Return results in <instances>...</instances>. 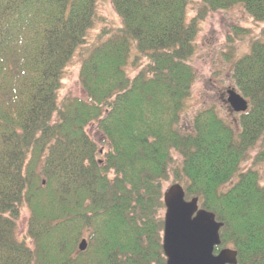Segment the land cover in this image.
Wrapping results in <instances>:
<instances>
[{
    "label": "trees",
    "instance_id": "1",
    "mask_svg": "<svg viewBox=\"0 0 264 264\" xmlns=\"http://www.w3.org/2000/svg\"><path fill=\"white\" fill-rule=\"evenodd\" d=\"M98 1L0 0V264H165L170 172L186 199L223 223L215 251L230 246L237 264H264V185L255 169L241 170L264 136V25L232 65V88L248 103L238 130L213 107L190 130L179 126L198 22L236 5L264 22V0H203L190 20L191 0H112L121 26L103 30L82 58L85 96L60 98ZM132 56L146 61L129 76ZM21 207L29 217L18 238Z\"/></svg>",
    "mask_w": 264,
    "mask_h": 264
},
{
    "label": "rangeland",
    "instance_id": "2",
    "mask_svg": "<svg viewBox=\"0 0 264 264\" xmlns=\"http://www.w3.org/2000/svg\"><path fill=\"white\" fill-rule=\"evenodd\" d=\"M202 1L191 0L189 2L186 13L187 20L199 14L203 5ZM263 25L264 22L255 21L239 5L204 14L198 22V30L194 38L195 52L191 58V64L195 69V80L179 121V126L183 130H190L196 113L207 107H213L220 117L238 130V114L228 107L226 90L233 87V62L249 51L251 40L259 37ZM119 26H121V17L114 9L112 0H99L97 17L87 32L85 42L75 50L64 66L58 97L71 95L83 98L85 96L79 82L81 60L89 49L99 41V34L103 30L115 29ZM135 61L136 63L132 56L125 66L129 76L134 75L146 59L141 56ZM86 131L97 142L99 156H102L107 146L102 143L103 136L98 131L97 123H90L86 127ZM174 159L179 161L180 157L175 154ZM249 168L258 171L260 184L264 185V136L249 150L248 158L241 164L242 171ZM176 182L178 181H175L172 172H170L163 181V190ZM164 211H162L163 215ZM28 217V208L21 207L16 227L18 238H23L26 233Z\"/></svg>",
    "mask_w": 264,
    "mask_h": 264
},
{
    "label": "water",
    "instance_id": "3",
    "mask_svg": "<svg viewBox=\"0 0 264 264\" xmlns=\"http://www.w3.org/2000/svg\"><path fill=\"white\" fill-rule=\"evenodd\" d=\"M230 108L244 112L247 100L233 88L226 90ZM165 205L163 218L162 249L165 264H237V251L222 247L219 230L223 223L213 212L199 207L198 198H185L181 184L173 183L163 192ZM85 240L79 244L84 249Z\"/></svg>",
    "mask_w": 264,
    "mask_h": 264
}]
</instances>
